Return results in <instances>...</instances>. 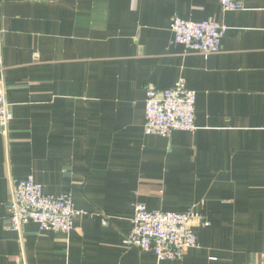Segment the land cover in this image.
<instances>
[{"label":"crops","instance_id":"0c3cea01","mask_svg":"<svg viewBox=\"0 0 264 264\" xmlns=\"http://www.w3.org/2000/svg\"><path fill=\"white\" fill-rule=\"evenodd\" d=\"M175 17L225 27L219 52L185 53ZM0 79V264H264V0H0ZM179 80L195 130L145 135L146 88ZM9 177L69 194L71 232L5 230ZM137 204L195 216L197 248L125 247Z\"/></svg>","mask_w":264,"mask_h":264},{"label":"built area","instance_id":"2783aa9c","mask_svg":"<svg viewBox=\"0 0 264 264\" xmlns=\"http://www.w3.org/2000/svg\"><path fill=\"white\" fill-rule=\"evenodd\" d=\"M247 0H219L224 12L244 9ZM173 43L185 53L208 57L217 54L226 28L213 21L186 22L173 18L170 23ZM196 95L184 80L162 90L146 88L143 133L168 138L173 132L195 130ZM13 119L6 100L5 84L0 79V136L6 137ZM10 199L7 205L9 223L5 230L20 233L32 223L40 232L69 234L73 220L79 215L69 194L48 195L32 177H9ZM192 214L149 210L141 204L133 208L131 230L123 242L125 247L150 252L158 261H180L185 252L197 248V238L190 222ZM207 226L206 224H203Z\"/></svg>","mask_w":264,"mask_h":264}]
</instances>
